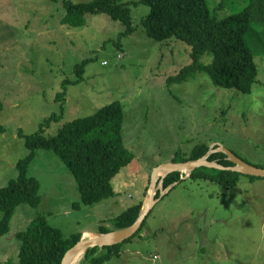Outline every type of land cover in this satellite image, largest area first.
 <instances>
[{
    "label": "rangeland",
    "instance_id": "obj_1",
    "mask_svg": "<svg viewBox=\"0 0 264 264\" xmlns=\"http://www.w3.org/2000/svg\"><path fill=\"white\" fill-rule=\"evenodd\" d=\"M64 1L0 0V187L17 175V162L28 153L21 134H34L55 113L59 117L44 129L46 136L121 101L124 140L135 158L113 178L115 195L86 205L67 164L54 151L38 150L29 174L40 180L42 202L18 208L10 231L0 238V264H19L16 233L39 213L65 237L96 233L101 225L115 231L112 219L143 198L154 170L190 155L197 144L225 146L264 168V58H256L260 83L251 93L216 87L204 73L169 83L192 62L191 46L149 37L141 23L150 11L146 3L123 0L139 3L130 5L135 31L121 35L124 26L105 13L66 21ZM208 3L213 14L224 17L250 0ZM85 59L80 75L76 66ZM76 80L81 81L66 86L62 113L55 97L66 81ZM181 174L160 195L142 231L105 264H264V177L240 174L235 185H226Z\"/></svg>",
    "mask_w": 264,
    "mask_h": 264
},
{
    "label": "trees",
    "instance_id": "obj_2",
    "mask_svg": "<svg viewBox=\"0 0 264 264\" xmlns=\"http://www.w3.org/2000/svg\"><path fill=\"white\" fill-rule=\"evenodd\" d=\"M140 2L150 7L149 13L141 21L149 37L157 41L176 38L191 46L192 62L178 74L170 76L167 80L169 83L184 82L198 73L206 74L216 87L233 88L242 93H251L254 85L260 83V67L256 58H264V0H250L242 11L224 17L212 13L208 0ZM137 3L139 2L123 0L75 3L65 0L64 4L69 12L66 21H77V16L88 13H105L124 26L121 35H128L136 29L130 5ZM204 56L209 57L208 62L203 61ZM88 62L89 59H85L76 66L80 75L85 72ZM79 81L81 80L66 81L64 89L55 97L56 102L61 103L62 113L65 110L67 84ZM58 117L59 114L56 113L48 116L40 124V130L34 134H21L25 136L28 153L18 160L17 175L0 187V238L10 231L12 219L21 205L37 208L42 202L40 180L29 174L38 150L54 151L67 164L76 178L80 201L86 205L98 204L115 195L113 178L135 158L134 152L124 140L126 109L121 101H114L92 115L65 123L55 135L46 136L44 129ZM209 151V144H197L190 155L180 158L176 156L173 161L199 159ZM208 159L224 166L234 165L223 151L209 154ZM240 174L242 173L232 170L202 166L195 169L189 178L235 185L236 177ZM181 178L180 171L170 173L164 180V188L180 182ZM149 188L150 186L145 189L139 202L112 219L115 230L127 228L138 219ZM161 193L159 190L155 197L159 198ZM146 219L131 238L114 245L90 247L81 264H105L113 257L120 256L124 243L131 241L142 231ZM85 231L65 237L61 228L49 223L48 218L39 213L26 229L16 233L20 241L19 264H62L65 254L81 240ZM110 231L101 225L96 233Z\"/></svg>",
    "mask_w": 264,
    "mask_h": 264
},
{
    "label": "water",
    "instance_id": "obj_3",
    "mask_svg": "<svg viewBox=\"0 0 264 264\" xmlns=\"http://www.w3.org/2000/svg\"><path fill=\"white\" fill-rule=\"evenodd\" d=\"M223 151L227 154L228 158L234 162L233 166H224L216 161H211L208 159V155L214 152ZM202 166H207L211 168H218V169H227L236 172H240L245 175H252L257 177H264V168H260L258 166L252 165L236 154H234L230 149L226 148H214L213 146L210 147V151L207 155L202 158L188 160L185 162H169L165 164H161L158 166L152 176L151 180V187H150V198L149 202L146 206H144L142 212L138 219L129 227L110 231L106 233H94V238H85L83 235L81 240L78 241L72 248L68 250L65 254L62 264H75L78 260V257L83 251H87L90 247L94 246H108L121 243L133 235H135L139 229L141 228L143 222L145 221L147 215L150 213L154 205L158 202L159 198H156L157 189L160 187L162 191V195L165 194L164 188V180L166 176L170 173L177 172V171H187V177H190L191 173ZM161 177V178H160ZM168 192V191H166Z\"/></svg>",
    "mask_w": 264,
    "mask_h": 264
},
{
    "label": "bare ground",
    "instance_id": "obj_4",
    "mask_svg": "<svg viewBox=\"0 0 264 264\" xmlns=\"http://www.w3.org/2000/svg\"><path fill=\"white\" fill-rule=\"evenodd\" d=\"M95 237V234L94 233H91V232H86L85 233V238H94ZM84 253L85 251H83L81 254H80V257L78 258L77 262L75 264H79V262L82 260L83 256H84Z\"/></svg>",
    "mask_w": 264,
    "mask_h": 264
},
{
    "label": "crops",
    "instance_id": "obj_5",
    "mask_svg": "<svg viewBox=\"0 0 264 264\" xmlns=\"http://www.w3.org/2000/svg\"><path fill=\"white\" fill-rule=\"evenodd\" d=\"M4 17H7V15L5 14ZM86 232H90L89 230H87Z\"/></svg>",
    "mask_w": 264,
    "mask_h": 264
},
{
    "label": "built area",
    "instance_id": "obj_6",
    "mask_svg": "<svg viewBox=\"0 0 264 264\" xmlns=\"http://www.w3.org/2000/svg\"><path fill=\"white\" fill-rule=\"evenodd\" d=\"M182 178H183V176H182Z\"/></svg>",
    "mask_w": 264,
    "mask_h": 264
}]
</instances>
